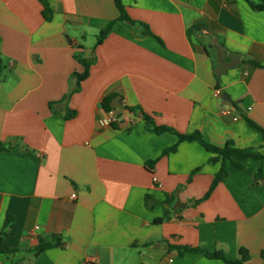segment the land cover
<instances>
[{
    "label": "crops",
    "instance_id": "0c3cea01",
    "mask_svg": "<svg viewBox=\"0 0 264 264\" xmlns=\"http://www.w3.org/2000/svg\"><path fill=\"white\" fill-rule=\"evenodd\" d=\"M122 2L163 44L117 22L97 45L119 17L114 0H49V22L39 0H0V144L17 147L0 152V232L14 218L1 250H21L0 264H225L170 245L230 259L244 248L246 264H261L264 162L226 161L229 176L202 200L221 164L198 142L147 131L141 116L215 146L264 147L246 120L264 130V12L245 0ZM76 55L95 62L73 93ZM114 94L126 109L110 123L114 101L111 112L102 102ZM53 236L63 247L35 254Z\"/></svg>",
    "mask_w": 264,
    "mask_h": 264
},
{
    "label": "trees",
    "instance_id": "16d2710c",
    "mask_svg": "<svg viewBox=\"0 0 264 264\" xmlns=\"http://www.w3.org/2000/svg\"><path fill=\"white\" fill-rule=\"evenodd\" d=\"M114 1H115V5H116L118 12H119V17L115 20L110 21L108 23L107 27L100 32V34L98 36L97 45L102 44L103 41L110 35V33L113 29V26L117 22L126 23L129 26H131L132 28H134L135 31L139 35H141V36H152L155 39H157L160 43L163 44V42L151 32V30L147 24L135 21L129 16V14L126 10V7L123 4L122 0H114ZM228 1L234 2L235 0H228ZM245 1L251 6V8L255 12H264V0H245ZM39 2L43 6V12L42 13H43V17H44L45 21H47V22L51 21L53 18V11L50 7L49 0H39ZM75 58L78 61V63L81 64L84 68V71L82 73L76 72L74 74V76L78 80V84H77L76 89L73 91V93H78L81 90V84L89 78L90 70H91V67L93 66L95 60L92 58H90V59L84 58L82 55L81 56L76 55ZM243 63L252 64L256 68L262 67L257 62H246V61H244ZM2 69H3L2 61L0 58V76L2 75ZM215 77L217 80V86L216 87L218 90H220V88H221L220 87L221 76H220V74L215 72ZM116 97H117V95L114 94V95L109 96L103 100L102 105L107 112L112 111V103ZM127 110H129L130 112L134 111L133 109H130V108H127ZM137 111H141V109L137 108ZM141 117L145 122V127H146L147 131L153 132L157 135H162L165 133L174 134L178 137L179 143H181V142H198L201 146H203V148L207 152H209L211 154V157H210L209 162H208L210 165H216L218 163L221 164L220 171L216 174L209 191L206 193V195L203 197L202 200L208 199L212 195V193L215 191V189L218 187V185L220 183H222L229 176V170L227 169L226 161H231L232 164L237 169H240V170H243L245 168L242 161L253 159V160H259L261 162H264V153L262 152V149L264 147L241 149V148L235 147L233 142H229L223 147L215 146V145L207 142L200 132H195L193 134H182V133H179L178 131H176L175 129H173L171 127L164 126V125H158L152 116H150L144 112H142ZM67 118H73V115L69 114ZM246 120H247V123L249 124V126L255 132H257L261 135L263 142H264V130L260 126L255 124L253 121H251L249 119H246ZM177 148H178V144L175 145L174 147L168 149V150H165L163 153V156H166L172 152H176ZM16 150H17V147H15V146H11V145L5 146L4 144H0V152H13ZM23 155L28 156L31 154L25 153ZM155 163H156V161H149L147 163V166L149 167V169H153V166L155 165ZM197 172H198V170L195 171L192 175H194ZM262 177H263V169L260 168L257 175H256V178L261 179ZM172 200L173 199L170 196H167L165 203L167 205L171 206ZM157 204H158V202L154 197H152L150 195H147L145 197V205H146L147 209L153 210ZM13 219H14L13 217H10L7 229L0 232V254L1 255H16L17 253H19L21 251L19 249L5 250V251L1 250L2 243H3L4 239L7 237L9 230L12 228V226L14 224ZM58 247H63V242H62V239L60 236H53L51 238V240H49V241H43L40 239L38 246L35 248V254L43 253V252H46L50 249L58 248ZM170 248L171 249H177L181 256H184L188 253H195V254L202 255L208 259L223 261L225 264H246L250 260V253L247 249H244V248H241L239 250V256L240 257L236 258V259H230L227 256V253L223 250H216V249L215 250H207V249H203L200 247L172 246V245H170ZM261 259H262L261 264H264V251L261 253Z\"/></svg>",
    "mask_w": 264,
    "mask_h": 264
},
{
    "label": "water",
    "instance_id": "95a60500",
    "mask_svg": "<svg viewBox=\"0 0 264 264\" xmlns=\"http://www.w3.org/2000/svg\"><path fill=\"white\" fill-rule=\"evenodd\" d=\"M223 103L226 105H231V99L227 94H223ZM114 109L116 110V116L120 121H124L123 112L126 109V106L121 103L120 98L114 100Z\"/></svg>",
    "mask_w": 264,
    "mask_h": 264
},
{
    "label": "built area",
    "instance_id": "2783aa9c",
    "mask_svg": "<svg viewBox=\"0 0 264 264\" xmlns=\"http://www.w3.org/2000/svg\"><path fill=\"white\" fill-rule=\"evenodd\" d=\"M230 113H231V111H228V114H230ZM115 121H117L116 113H111L110 118H109V122L113 123ZM72 197L76 198V195H73Z\"/></svg>",
    "mask_w": 264,
    "mask_h": 264
}]
</instances>
